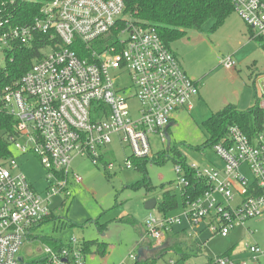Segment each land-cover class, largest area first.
<instances>
[{
	"label": "built area",
	"instance_id": "obj_1",
	"mask_svg": "<svg viewBox=\"0 0 264 264\" xmlns=\"http://www.w3.org/2000/svg\"><path fill=\"white\" fill-rule=\"evenodd\" d=\"M228 1L252 37L264 44V0ZM25 3L38 10L20 24L18 13ZM26 46L34 47L31 66L19 80L3 86L6 67ZM220 64L237 67L232 57ZM198 90L155 28L135 20L123 0H0V117L15 121L10 145L19 156L37 157L48 185L41 195L15 157L0 161V264H85L88 252L75 236L63 241L37 232L52 220L51 198L69 197L71 182L81 183L71 162L81 156L97 166L114 139L130 148L134 158L151 159L148 136L165 142L174 113L190 111ZM132 100L136 109L129 105ZM254 105L262 111V121L253 134L227 125L211 146L218 162L189 165L207 186L183 209L189 227L206 223L213 234L226 237L236 226L246 227L264 215V90L259 89ZM125 164L132 166L128 159ZM174 171L182 194L188 179L179 164ZM179 218L150 214L140 243L152 251L162 249ZM24 243L40 245L29 261L19 254ZM246 249L264 264V249ZM148 253L152 255L148 251L138 258L136 251L127 259L138 264ZM214 264L236 263L222 257Z\"/></svg>",
	"mask_w": 264,
	"mask_h": 264
},
{
	"label": "rangeland",
	"instance_id": "obj_2",
	"mask_svg": "<svg viewBox=\"0 0 264 264\" xmlns=\"http://www.w3.org/2000/svg\"><path fill=\"white\" fill-rule=\"evenodd\" d=\"M211 25L210 21L202 31L191 30L189 39L182 38L169 46L179 55L187 76L200 82L201 99L193 98L190 111L174 113L175 126L168 129L165 142L161 144L155 135L148 136L153 156L164 151L168 145L176 147L189 165L208 167L218 162L212 147L205 145L209 134L203 128V122L226 105L234 106L238 111L249 109L257 101L259 89L264 90V50L259 47L258 39L249 40L250 31L240 16L232 11L224 23L208 36L207 29ZM225 57H232L237 67L227 69L221 66L219 63ZM129 105L131 109H136L137 101H129ZM108 149L114 161L106 169L102 162L96 166L81 156L73 159L72 171L81 177V183L75 185L71 182L69 197L61 194L51 198L49 208L54 219L44 223L37 232L42 237L63 241L75 236L80 244L85 241L107 244V252L103 255L96 253L94 248L89 250L85 264H134L127 256L137 251V244L145 231L146 218L150 214L158 219L162 217L156 209H144V203L152 198L160 203L161 186L180 196L175 163L170 158L159 164L146 162L143 171H140L125 164L132 154L130 148L114 139ZM9 151L27 181L38 193L45 195L48 187L46 172L37 157L32 153L19 156L12 144ZM2 160L5 159L0 158ZM144 177L152 189L147 192L145 189H132V185ZM178 216L179 220L171 227L175 234H167L166 238H173L187 256L184 260L180 259V253L172 251L176 244L166 240L163 248H156L154 254L160 256L164 251L172 252L163 254L156 264H170V261L175 264H205L210 259L214 264L216 258L227 255L237 264H256L246 245H258L264 249V215L249 220L246 227L236 226L226 237L213 234L206 223L189 227L180 203L177 212L169 214V218ZM129 219L133 223H128ZM55 226L57 230H54ZM179 232L183 235L175 237ZM37 246L40 245L24 243L19 254L29 261L35 256ZM32 252L34 254L30 256Z\"/></svg>",
	"mask_w": 264,
	"mask_h": 264
},
{
	"label": "trees",
	"instance_id": "obj_3",
	"mask_svg": "<svg viewBox=\"0 0 264 264\" xmlns=\"http://www.w3.org/2000/svg\"><path fill=\"white\" fill-rule=\"evenodd\" d=\"M123 2H125L127 12L135 20L155 28L167 48L172 43L185 38L190 30L202 31L203 26L210 21L212 25L207 29V32L208 35L213 34L233 11L232 5L228 0H123ZM37 10L38 6L36 4L25 3L18 13L19 23H28L29 19L37 14ZM253 39L250 31L249 40ZM258 41L260 42L259 47L264 50V44L259 39ZM33 50L34 47L26 46L17 51L13 62L5 69L7 75L6 78L3 77L2 79L3 86L11 85L12 82L19 80L27 72L35 55ZM261 116L262 111L255 105H252L245 111H238L234 106L226 105L222 111L212 114L203 122V128L209 134L205 145L212 146L213 143L223 137L227 125H237L248 135L253 134L256 124L262 121ZM14 123L15 121L9 117H0L1 159L12 157V153L9 151L10 142L8 139L13 137ZM167 158H170L175 165L179 164L181 166L189 185L185 188L184 193L179 194V197L171 194L168 190H164L163 186L160 187L162 197L160 203L156 204L155 209L164 217L177 212L179 203L182 208H185L186 203L193 202V200L202 196L207 187L203 181L197 180L194 177L193 171L189 169V164L185 162L176 147L165 149L158 155L152 156L151 159H136L132 155L127 157L131 161L132 166L140 171H143L146 162L159 164ZM113 161L114 158L110 157L109 154L108 157L106 155L101 157L104 169L108 168ZM132 189H145L147 192L152 187L144 177L141 181L134 183ZM50 218L53 219V215ZM127 222L133 223V220L129 219ZM44 240L47 243H51L49 238H45ZM83 246H85L87 252L94 248L96 253H100L101 255L105 254L108 249L106 243L99 241H85L83 242ZM156 262L154 258L148 257L145 260H140L138 264H156ZM211 263L212 259L209 261V264Z\"/></svg>",
	"mask_w": 264,
	"mask_h": 264
},
{
	"label": "crops",
	"instance_id": "obj_4",
	"mask_svg": "<svg viewBox=\"0 0 264 264\" xmlns=\"http://www.w3.org/2000/svg\"><path fill=\"white\" fill-rule=\"evenodd\" d=\"M191 31V30H190ZM189 32V31H188ZM190 33V32H189ZM189 33H188V35L185 37V38H188L189 39ZM208 36H210V35H208ZM187 39V40H188ZM182 40V39H181ZM177 42V41H176ZM175 43V42H174ZM171 46V45H170ZM169 49H170V47H169ZM171 50V49H170ZM171 52H173V54H174V56L176 57V59H177V61H178V63H179V65H181V68L183 69V71L185 72V70H184V68H183V65H182V63H181V59H180V57H179V55L177 54V52L176 51H173V50H171ZM220 64V63H219ZM221 65V64H220ZM186 73V72H185ZM187 75V74H186ZM192 78V77H191ZM194 81H196L197 82V84H198V87L200 86V82L199 81H197L196 79H194V78H192ZM198 99H201V97H199V90H198V95L196 96ZM191 110V109H190ZM186 111V110H185ZM175 115H174V118H173V121H172V126L171 127H173V126H175ZM109 152H110V150L108 149V150H106L105 151V153H104V155H106V157H108V154H109ZM77 159V158H76ZM165 190V189H164ZM155 208H156V206H155ZM154 208V209H155ZM184 208H182V210H183ZM176 213V212H175ZM54 216V215H53ZM169 216V215H168ZM234 229V228H233ZM182 232V231H181ZM143 234H144V232H143ZM142 234V235H143ZM168 234H175L174 233V231H173V229H172V231L170 232V233H168ZM142 235H141V237H142ZM183 235V233H180L179 232V234L178 235H176L175 237H178V236H182ZM169 236V235H168ZM49 238H52V237H49ZM166 240H168L169 242L171 241V243L173 242V244H176V248H175V246H174V248L175 249H172V251L174 252V253H180V259H182V260H184L185 258H186V254H184V253H182L183 252V248L179 245V244H177L176 243V241L175 240H173V238H170V239H165V241ZM141 242V241H140ZM138 243L137 244V248H136V250L138 251V249H143V250H146L147 249V245H145V243L143 242V243ZM141 247H143V248H141ZM247 250V249H246ZM171 250H169V251H166V253H171L172 252ZM177 251V252H176ZM145 253L146 252H148V250H146V251H144ZM150 252V251H149ZM247 252H248V250H247ZM149 255L146 257V258H148V257H151V258H154L155 259V261L157 260V256L154 254V250L153 251H151V254L152 255H150V253H148ZM163 254H165V253H162V255ZM228 258H230V256L228 255L227 256ZM141 258V257H140ZM145 258V259H146ZM230 259H232V258H230ZM211 260V259H210ZM210 260H208L205 264H209V261ZM233 260V259H232ZM256 263V262H255ZM237 264V263H236ZM256 264H262V262H261V260L259 261V262H257Z\"/></svg>",
	"mask_w": 264,
	"mask_h": 264
},
{
	"label": "water",
	"instance_id": "obj_5",
	"mask_svg": "<svg viewBox=\"0 0 264 264\" xmlns=\"http://www.w3.org/2000/svg\"><path fill=\"white\" fill-rule=\"evenodd\" d=\"M172 126V124H169L167 127H166V129H168L169 127H171ZM168 133V132H167ZM166 133V134H167ZM170 148V146H168L167 145V148L166 149H169ZM156 204H157V201H156V199H149V200H147L145 203H144V209H146V210H153L154 208H155V206H156ZM146 250H148V251H152V249H146ZM146 250H143V249H138V251H137V256H138V258H140V257H142L143 256V253H144V251H146ZM19 261H21V259L19 258Z\"/></svg>",
	"mask_w": 264,
	"mask_h": 264
}]
</instances>
